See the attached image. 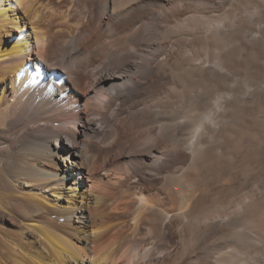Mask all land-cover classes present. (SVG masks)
Masks as SVG:
<instances>
[{
	"label": "bare ground",
	"instance_id": "1",
	"mask_svg": "<svg viewBox=\"0 0 264 264\" xmlns=\"http://www.w3.org/2000/svg\"><path fill=\"white\" fill-rule=\"evenodd\" d=\"M236 1L0 0V264H264V202L193 193L264 81V0Z\"/></svg>",
	"mask_w": 264,
	"mask_h": 264
},
{
	"label": "rangeland",
	"instance_id": "2",
	"mask_svg": "<svg viewBox=\"0 0 264 264\" xmlns=\"http://www.w3.org/2000/svg\"><path fill=\"white\" fill-rule=\"evenodd\" d=\"M234 1L236 4L237 1L233 0V4ZM262 4V12L264 14V1L262 2ZM258 10L259 9L257 6L250 4V6L246 9V13H248V16H251L252 20L249 19L246 22H257V17L255 15H257L256 12ZM252 13L254 15H251ZM232 18L234 20L233 28L230 27L229 29H220L221 32L220 34H218V36L221 37V44L224 41L225 33L226 35H228L229 30H231L232 33L236 29V22H245L243 21L244 19L241 18L240 13L236 10L235 12H233ZM223 44H225V42ZM226 49H230V46H226ZM208 52V48L206 46H203V55H206ZM250 57L253 64L261 65L264 68V60L261 57L255 56L253 54H251ZM174 74L176 75L175 77L180 78V72L179 74L173 73V75ZM187 75L189 76V78L194 76L191 71H187ZM228 83L231 84V87L234 90L244 89L249 86L246 81H244V79L237 76L229 78ZM186 84L184 86L187 89L188 94L190 93L189 96L194 99L197 98L198 94L196 93V89L193 88L190 84ZM250 89L251 90L249 92H245V94L241 95L240 98L236 100V108L233 110V112L226 110L227 108L225 107H222L221 111L218 114V118H220H217V122L215 120L214 124V128L218 127V129L215 128L216 134H210L208 130L203 131L202 136L205 137L203 138V141H207L212 146H214L216 154L213 155L212 161H206L204 169L199 171L198 182L200 186L196 189H193V193L194 195H196V193L204 192L203 196L204 200L206 201L209 199V196L215 197L216 195V197L219 198L222 203L221 205H218V207L220 208L226 207L230 204L233 205L240 200L246 199V197L248 196V206L250 204L251 205L247 207L250 211L252 210L253 212L261 202H264V81L259 85H252ZM179 90L180 89H176L174 91L173 96L175 95V98L173 101H175L174 104L177 103L178 106L173 105V107L175 108L176 106L177 108H187L186 110L182 109L183 111L177 108L173 109L174 111L179 110L177 112L178 114L179 112H181L182 114L180 113V115H186V118L189 119L188 122L190 121L189 124L191 125V127H193V125L196 124L195 116L197 117L198 114L191 110L190 104H188L186 107V104H184V102L182 104V93ZM210 95L212 94L205 96L204 99L210 100L212 102L214 100V97L212 96L215 95ZM230 115H232V117ZM219 130H221L222 132H220ZM227 133H229L230 136L226 135ZM226 146H229L231 148ZM222 149H224V153L220 155V151H222ZM234 152L235 154L237 152V155H235ZM243 152H246L247 155L242 154ZM242 155L246 158H244ZM249 196L251 197V199L249 198ZM192 200L193 203L196 201V204L194 203V206H198V204L200 203L199 201H201L202 199L197 201V199H194L193 197ZM206 201H203L204 205L207 204Z\"/></svg>",
	"mask_w": 264,
	"mask_h": 264
}]
</instances>
